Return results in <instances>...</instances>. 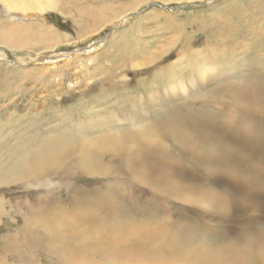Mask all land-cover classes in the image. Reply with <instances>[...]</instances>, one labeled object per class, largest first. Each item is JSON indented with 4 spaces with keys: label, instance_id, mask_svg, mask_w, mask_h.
Masks as SVG:
<instances>
[{
    "label": "bare ground",
    "instance_id": "6f19581e",
    "mask_svg": "<svg viewBox=\"0 0 264 264\" xmlns=\"http://www.w3.org/2000/svg\"><path fill=\"white\" fill-rule=\"evenodd\" d=\"M22 6L26 7V4ZM29 6L27 4V7ZM91 10L94 11V8ZM98 23H100L99 20ZM96 27L93 30L90 28L91 32ZM55 31L48 29L43 38L50 39L49 41L53 43H68L66 35ZM91 32L82 29V35L79 36L82 38ZM116 40L107 45V51L116 50V55L123 61L128 51L125 47L117 48ZM24 45L27 46L28 42H24ZM114 54L112 52L110 55ZM75 56L72 58L77 59ZM190 67H188V72L191 75L195 71V66ZM147 71L148 69H140L137 75L140 73L146 75ZM169 72L163 70L160 75L162 78L157 79L156 85L152 83V87L156 90L162 85L164 87L163 83L166 80L164 75H169ZM25 74L30 75L33 72H23L21 76ZM123 74L124 71L118 77L102 78L93 82V85L90 84L91 86L85 85L87 89L79 94H77L79 91L77 86L81 82H69L71 88L65 95L66 99L71 100L68 106L61 110H51L48 113L50 116H47L45 121L42 120V115H24L22 117L24 122L20 118L19 124L12 126L15 134L10 138L24 136L22 133L30 137L20 138L19 142L25 144L12 153L11 158L5 164L1 165L3 167L0 168V187L34 183L44 181L51 176H58L64 170H60L63 164L70 158H74L68 168L79 170L84 175L100 174L107 181V176L113 169V174L117 177L114 180L110 178L108 184L115 188L118 185L114 182L122 185V181H126L125 186L128 187L138 188L142 185L144 188L150 187L155 191L163 189V192L171 191L169 193H172L174 198L198 200L202 204L208 203L219 208V211H223L224 206L220 203L217 207L212 202H207L202 199L201 193L209 197L216 196L218 191L230 193L236 205L235 209L240 211V214L242 208L239 202L242 196L264 192V72L248 81L249 84L246 87L238 83L234 86H222L213 90L224 93L220 94L222 96H231L235 99H232L235 101L234 109L228 108L222 117H214L203 111L192 114L190 110L197 102L187 100L177 106L178 108L165 105L162 108L165 113L160 117L153 116L150 121L146 122L139 121L146 114L137 115L138 109L140 111L143 105L140 99L143 96L139 94L138 99L131 93L128 98V92L133 89L142 92L141 87L143 91L150 90L151 83L145 82L132 87L130 81H125L123 78L118 81ZM49 75L48 78L44 77L43 81L54 91L50 92L45 99L61 96L62 87H65L62 80L57 81L61 78L59 70L56 69L53 74ZM21 76L17 80L24 85ZM51 77L55 79L51 80ZM71 77L73 79V75ZM173 85V83L168 84L172 91L169 99H176L177 96L173 93ZM185 86L181 81L176 85V89L181 88L182 93H185ZM18 91L19 89L16 93ZM22 92L23 90L19 92V95ZM70 92L78 98H72L73 95H70ZM16 93L9 95L11 101L8 105L13 104L10 106L13 109L23 105L21 98L20 100L19 98L18 100L13 99ZM121 95L123 96L120 99H115V103L112 102L114 98ZM152 96L154 97V94ZM126 98L128 100L135 98L132 101L134 108L130 112L125 110L128 104ZM84 99L88 102L96 99L95 102L100 106L106 103L107 113L98 111L97 116L94 117V110L90 108L92 105L89 107L88 102H80ZM214 100L204 99L203 102L217 107ZM26 101L32 103L34 98L28 96ZM77 115L83 117L74 118ZM37 116L42 118L38 119ZM126 118H130L134 130L127 131L122 129L123 127L113 126V123L117 126L124 125ZM78 120L79 123H77ZM54 122L58 124L53 125ZM51 125L54 127H49ZM163 140L171 141L173 147L181 150L182 155L185 154L188 159L184 160L171 153L172 150L165 145ZM197 150L201 153L194 156ZM200 161H203L208 169L211 168L212 179H216L217 182L208 192H201L203 185L198 183L194 175V166L200 165ZM112 164L113 166L110 167ZM126 172L134 178H128ZM70 177L72 179L73 176ZM165 183L169 186L165 187ZM119 192H121L120 189H115L110 196L105 198L94 197L89 192L81 193V196L76 197L72 194L67 200V205L59 201L58 205L40 203L36 206L31 205L27 200L25 206L28 216L26 215L24 227L20 229L19 224H16L17 228L0 240V264H36V259L31 255L30 250L44 252L47 254L45 256L50 258L54 257L56 264H100L96 255L104 258L102 259L104 264H107L106 262L110 264H154L153 260L146 259H158V256L154 254V247L160 244L159 238L160 240H163L162 238L171 240L169 243L164 240L166 244L163 245L168 253L165 258L169 260L167 261L169 264H264V222L262 224L256 222L258 228H251L250 224H232L229 228L217 231L211 227L201 226L199 216L189 218L183 214V217L176 221L167 217H159L157 213L159 208L154 206L157 217L155 215L151 218L145 217L146 222L142 224L138 214L129 212L128 203H133L135 199L130 198L129 195H121ZM5 200L0 201V219L6 217V212L2 211V206H7ZM53 201L56 200L51 199L49 202ZM20 209L25 208L23 206L19 208V214L22 215ZM129 217L132 218L128 220ZM155 218H162V224L159 223L162 226L156 228L158 229L156 231L154 226L149 224ZM231 218L232 221L235 220V217ZM102 225L112 227L109 236L104 235ZM124 227L130 233L125 231ZM122 231H125L124 236L120 235L122 241L120 240L118 246H114V240ZM21 235H25L27 250L24 249L25 243L21 240ZM104 237L110 240L104 242ZM152 239H155L153 244L139 247L141 243L150 244ZM186 249L188 253L184 252ZM139 250L142 253L144 251L145 255L138 256Z\"/></svg>",
    "mask_w": 264,
    "mask_h": 264
},
{
    "label": "rangeland",
    "instance_id": "374dc122",
    "mask_svg": "<svg viewBox=\"0 0 264 264\" xmlns=\"http://www.w3.org/2000/svg\"><path fill=\"white\" fill-rule=\"evenodd\" d=\"M48 1L0 0V168L11 158L12 153L25 144L19 142V139L30 137L22 133L24 136L10 138L15 134L12 126L19 124L20 118L24 122L22 120L24 115H42V120H46L51 110H61L68 106V102L71 100L66 99L65 95L71 88L69 82H81L77 86L79 88L77 94H79L87 89H85V85H93V82L102 78L118 77L124 71L118 81L123 78L125 81H130L132 87L150 82L152 87V83L156 85L157 79L162 78L160 75L163 70L170 71L169 75H164L166 76L164 87L162 85L157 90L152 87L146 91H143L141 87L142 92L134 89L128 92V98L131 93L137 98L140 95L143 96L140 98L143 108L141 107L140 111L138 109L137 115L146 114L139 120L146 122L150 121L153 116L160 117L165 113L162 111L165 105L177 107L187 100L197 102L190 110L192 114L203 111L214 117H222L228 108L234 109L235 101L233 100L235 99L231 96H222L220 94L224 93L213 90L222 86H234L238 83L240 86L246 87L249 84L248 81L264 72V0H53L51 3ZM24 4L26 7L22 6ZM27 4L30 6L27 7ZM93 8L94 11L91 10ZM118 17L119 19L116 20ZM95 27L96 29L91 32ZM48 29L66 35L68 43L58 44L43 38ZM82 29L91 33L81 38L79 35H82ZM115 40L117 48L125 47L128 51V55L123 58V61L116 55V50L107 51V45ZM24 42H28V45H24ZM93 49L95 51H92ZM112 52L115 54L110 55ZM246 53L249 54L246 55ZM74 55L77 59L72 58ZM69 56L71 58H68ZM256 63L258 64L253 65ZM192 65L195 66V71L190 75L188 67ZM135 66L137 67L135 68ZM56 69L60 71L61 76L57 81L62 80L65 87H62L61 96L45 99L54 90L43 81V78H48L49 74H53ZM140 69H148L147 74L137 75ZM23 72H33V74L21 76ZM20 76L24 80V85H21V82L17 80ZM54 79L55 77H51V80ZM35 81L37 82L35 83ZM181 81L186 85L185 93H182L181 88L176 89V85ZM172 83L174 84L173 93L177 95L176 99H169L172 91L168 84ZM17 89H19L18 93H16ZM22 90L24 93L19 95ZM14 93L16 95L13 96V99L18 100L19 98L20 100L21 98L23 108L13 109V107L10 108L13 104L8 105L11 101L9 95L12 96ZM70 95H73L72 98H78L71 92ZM28 96L34 98L32 103L26 101ZM122 96L114 98L112 102L115 103V99H120ZM128 98H126L128 104L125 110L130 112L134 108L132 101L135 98L131 100ZM204 99H215L217 107L203 102ZM95 100L92 99L88 102L84 99L80 102H88L89 107L92 105L90 108L94 110V117L97 116L98 111L107 113L106 103L102 104L104 106H100ZM179 111L186 113L182 110ZM218 111L220 112L217 113ZM99 115L102 118V115ZM77 117L83 116L77 115L74 118ZM36 118L42 117L37 116ZM130 122V118H126L123 122L124 125L117 126L113 123V126L123 127L122 129L127 131L134 130V125ZM56 124L58 123H53V125ZM53 125L49 127H54ZM163 141L172 150L171 153L184 160L188 159L185 154L182 155L181 150L177 149V151L173 147L171 141ZM200 153L201 151L197 150L194 156ZM71 159L63 164L60 170H64L58 176H51L44 181L34 183L0 187V201L6 199L4 202L7 204V206H2L6 217L0 219V240L4 235L13 232L17 228L16 224H19L18 228L20 229L24 227L28 216L25 206L27 200L31 205L36 206L40 203L58 205L59 201L64 204L68 203L67 200L72 194H75L76 197L81 193L89 192L94 197L105 198L110 196L115 189H120L121 195H129L130 198L135 199L133 203H128L129 212L138 214L142 224L146 222L147 217L151 218L152 215L157 217V213L159 217H167L173 221L181 219L183 214L189 218L199 216L202 218L199 221L201 226L211 227L217 231L229 228L232 224H250L251 228H258L256 222L260 224L264 222V192L242 196L243 198L239 202L242 208L240 214V211L235 209L236 205L230 193L218 191L217 195L213 197L201 193L202 199L207 202H212L217 207L221 203L224 206L223 212L208 203L205 205L198 200H190V198L184 200L174 198L173 194L169 193L171 191L163 192V189L155 191L150 187L144 188L141 184L137 188L125 186L126 181H122V185L114 182L118 185L115 188L108 184L110 178L114 180L117 177L113 174V169L106 181L105 177L100 174L89 176L81 174V171L74 168L73 170L68 168L74 158ZM205 162L207 161L205 160ZM200 163L202 166H194V175L198 179V183L203 185L201 192H208L212 188L211 186L217 182L216 179H212L211 168L208 169L203 161ZM112 166L113 164L110 167ZM73 172L75 174H72ZM126 175L130 179L134 178L128 172ZM70 176H73L72 179ZM167 185L169 186L168 183H165V187ZM51 199L56 200L57 203H55L56 201L49 202ZM22 206L25 209H20L22 210V215H20L19 208ZM154 206L159 208L157 213ZM231 217H235V220L232 221ZM131 218L129 217L128 220ZM161 220L162 218H155L149 224L154 226L156 231L158 230L156 228L162 226ZM101 228L105 236L111 234L112 227L108 228L107 225H102ZM124 230L130 233L125 227ZM125 231H122L123 233L121 232L114 240V246L120 244L121 236H124ZM162 239L159 238L160 244L154 247V254L158 256V259L146 260H153L154 264H169L167 262L169 260L165 258L168 253L163 245L166 244L164 240L168 243L171 240L169 238ZM21 240L25 243L24 249L27 250L25 235H21ZM106 240L110 239L104 237V242ZM154 242L155 239H152L150 244L148 242L141 243L139 247H143L145 244L149 246ZM30 252L36 259V264H56L55 258L45 256L47 254L44 252L31 250ZM184 252L188 253V250L186 249ZM143 255L145 252L142 253L139 250L138 256ZM96 257L100 264H104L103 257L100 255H96ZM138 259L141 260V258Z\"/></svg>",
    "mask_w": 264,
    "mask_h": 264
}]
</instances>
